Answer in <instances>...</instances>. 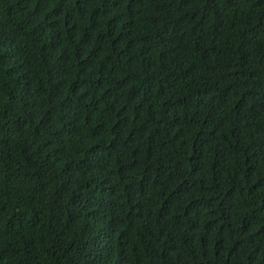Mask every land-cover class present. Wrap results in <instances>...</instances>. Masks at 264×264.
<instances>
[{"label": "trees", "instance_id": "1", "mask_svg": "<svg viewBox=\"0 0 264 264\" xmlns=\"http://www.w3.org/2000/svg\"><path fill=\"white\" fill-rule=\"evenodd\" d=\"M0 264H264V0H0Z\"/></svg>", "mask_w": 264, "mask_h": 264}, {"label": "clouds", "instance_id": "2", "mask_svg": "<svg viewBox=\"0 0 264 264\" xmlns=\"http://www.w3.org/2000/svg\"><path fill=\"white\" fill-rule=\"evenodd\" d=\"M222 124H224V123L222 122Z\"/></svg>", "mask_w": 264, "mask_h": 264}]
</instances>
